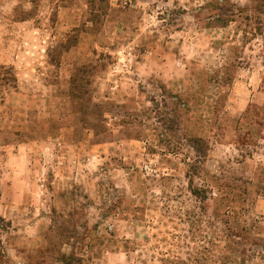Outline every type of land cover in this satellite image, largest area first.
<instances>
[{
  "label": "rangeland",
  "instance_id": "rangeland-1",
  "mask_svg": "<svg viewBox=\"0 0 264 264\" xmlns=\"http://www.w3.org/2000/svg\"><path fill=\"white\" fill-rule=\"evenodd\" d=\"M0 264H264V0H0Z\"/></svg>",
  "mask_w": 264,
  "mask_h": 264
},
{
  "label": "trees",
  "instance_id": "trees-1",
  "mask_svg": "<svg viewBox=\"0 0 264 264\" xmlns=\"http://www.w3.org/2000/svg\"><path fill=\"white\" fill-rule=\"evenodd\" d=\"M196 197H197V195H196Z\"/></svg>",
  "mask_w": 264,
  "mask_h": 264
}]
</instances>
